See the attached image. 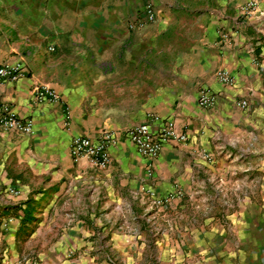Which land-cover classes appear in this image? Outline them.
Segmentation results:
<instances>
[{
  "label": "crops",
  "instance_id": "crops-1",
  "mask_svg": "<svg viewBox=\"0 0 264 264\" xmlns=\"http://www.w3.org/2000/svg\"><path fill=\"white\" fill-rule=\"evenodd\" d=\"M247 1L0 0V67L21 64L27 70L18 81L0 86V105L33 124L30 135L0 131V244H8L12 256L15 243L52 242L39 254L52 251L49 258L74 243L88 244L93 226L104 225L108 207V222L117 226L110 240L117 252L128 255L131 247L121 231L127 216L114 204L125 201L126 211L133 213L136 206L128 199L139 197L141 204L149 202L141 209L147 215L149 194L165 196L179 188L188 200L200 196V202L193 215L184 216L192 219L190 228L178 229L174 222L177 239L170 236L172 226L163 235L167 242L185 243L186 255L197 253L195 264H206L215 237L210 227L218 225L204 215L206 202L241 192L246 185L241 173L252 167H242L240 158L255 153L260 163L255 169H264L259 147L264 111L254 108L264 102V0L255 13L243 16ZM147 3L154 7L155 22L131 29L144 19ZM105 66H112L113 74H105ZM137 66L139 73H127ZM218 70L228 71L235 84H219ZM107 77L160 85L142 96L131 89L130 98L144 101L129 108H91L85 100L95 96L87 91ZM85 83L95 85L86 88ZM38 86L54 90L59 101L37 100ZM204 89L217 95L210 109L197 103ZM241 100L247 109L236 106ZM151 116L173 120L186 139L163 147L150 176L125 137L109 149L105 168L71 158L73 138L94 139L101 129L123 133ZM106 195L114 202L107 203ZM237 206L233 223L240 241L249 236L254 214L247 203ZM12 256L5 254L2 264H14Z\"/></svg>",
  "mask_w": 264,
  "mask_h": 264
},
{
  "label": "rangeland",
  "instance_id": "rangeland-1",
  "mask_svg": "<svg viewBox=\"0 0 264 264\" xmlns=\"http://www.w3.org/2000/svg\"><path fill=\"white\" fill-rule=\"evenodd\" d=\"M102 69L105 74H113L114 68L112 66H105ZM126 70L127 73L136 71L137 74L141 71V67L137 66L132 70L130 68ZM105 80L107 81L100 85L94 83L82 84L86 88L95 85L93 91H87L89 94H93L95 98L85 100V103L91 108H116L117 110L129 108L136 102L144 101L142 97L138 99L130 98L129 96L134 94L130 93L131 89H137L138 96H142L160 85L151 82L120 83L108 79V77ZM74 85L81 84L75 83ZM258 106L264 111V102L258 101L254 108H258ZM262 125L263 127L259 131L264 130V124ZM263 144L264 142L260 143V150H264ZM240 160L243 163L242 167H252L241 173L246 181V185L241 192L238 195L220 194L214 201L209 200L206 202L207 209L204 215L207 218L214 217L212 222L218 223L217 226L210 227L214 230L215 237L209 243V252L212 253L207 252L209 254L206 264H264V193H260L264 179V169H255L260 167L258 156L255 153H249ZM106 197L107 203L108 201L114 202L108 195ZM199 198L200 196H197L196 201L188 200L187 197L182 195L180 200L170 202L171 204L169 203L160 209L152 207L150 213L147 214L146 212L147 215L142 210L149 202L143 205L140 203L141 199L139 197L128 199L136 206L133 213L126 211L125 201L114 204L113 207H121L123 217L127 216L128 225L126 227L121 226V231L126 235L124 238L125 243L128 242L127 245L131 247L128 253L131 256L117 252L116 245L110 240V235L115 232L117 226H112L108 222L107 218L112 209L108 207L105 216L102 213L104 225L101 227L93 226L94 234L88 238V244L85 242L74 243L71 248H62L56 255L54 254L52 258H49L47 256L53 254L52 251L48 252L46 257L39 254L47 247H51L52 242L46 244L15 243L13 256L11 247L6 243H2L0 244V264H2L5 254L12 256L14 264H195L199 257L197 253L192 252L191 255H186L189 248H185V243L167 242L163 234L165 230L169 229V226H172L173 233L170 236L177 239L174 222H176L178 229L184 226L190 228L192 219H185L184 216L193 215V206L200 202ZM240 202L247 203L252 208L251 211L254 216L251 217L249 236L245 237V240L239 241L236 235L237 227L234 225L236 220H234V213L238 212L239 206H237V203ZM179 206L183 207L178 208ZM154 213L158 216L149 218ZM3 230H7V228ZM1 231L0 229V233ZM118 231L120 230L118 229ZM219 232L223 235L222 237H218L220 236Z\"/></svg>",
  "mask_w": 264,
  "mask_h": 264
},
{
  "label": "built area",
  "instance_id": "built-area-1",
  "mask_svg": "<svg viewBox=\"0 0 264 264\" xmlns=\"http://www.w3.org/2000/svg\"><path fill=\"white\" fill-rule=\"evenodd\" d=\"M263 0H248L240 9L243 16H251L255 13ZM144 19L131 24L130 28L139 29L146 24L156 20L154 7L147 3L143 9ZM49 51L53 49L48 48ZM26 68L21 64L13 66L3 65L0 67V86L5 82H16L26 74ZM217 82L225 87H232L235 84L234 77L226 70L215 72ZM34 96L39 101L58 102L60 96L54 90L38 86L34 88ZM217 95L209 89H204L198 97V105L203 109H210L215 106ZM236 106L244 110L247 108L245 100L236 102ZM0 131H12L24 135L33 133L31 119L20 118L15 111L8 105H0ZM121 137H125L131 142L137 152L146 162L147 175L150 176L154 163L157 160L163 147L172 140L183 142L186 137L183 133L177 132L173 120H161L158 116H151L150 119L142 124H137L127 128L123 133H116L106 129L99 130L94 139L87 137H75L72 139L69 153L74 162L86 160L96 168H105L110 164L109 149L115 145ZM182 196L179 188L169 195L160 196L154 193L149 194L152 207L160 209L175 199Z\"/></svg>",
  "mask_w": 264,
  "mask_h": 264
}]
</instances>
